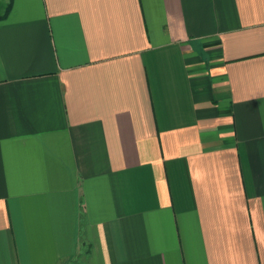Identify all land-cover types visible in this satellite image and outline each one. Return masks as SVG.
<instances>
[{"label":"crops","instance_id":"obj_1","mask_svg":"<svg viewBox=\"0 0 264 264\" xmlns=\"http://www.w3.org/2000/svg\"><path fill=\"white\" fill-rule=\"evenodd\" d=\"M0 264H264V0H12Z\"/></svg>","mask_w":264,"mask_h":264},{"label":"trees","instance_id":"obj_2","mask_svg":"<svg viewBox=\"0 0 264 264\" xmlns=\"http://www.w3.org/2000/svg\"><path fill=\"white\" fill-rule=\"evenodd\" d=\"M1 4H2V6H0V18L4 17L8 13V11L11 8L12 0H9L7 2L6 1L4 2V1L0 0V5ZM3 5H4V7H3Z\"/></svg>","mask_w":264,"mask_h":264},{"label":"rangeland","instance_id":"obj_3","mask_svg":"<svg viewBox=\"0 0 264 264\" xmlns=\"http://www.w3.org/2000/svg\"><path fill=\"white\" fill-rule=\"evenodd\" d=\"M2 1H4L5 2V0H2ZM3 4V3H2ZM2 4L0 5V6H2ZM5 5V4H4ZM4 5H3V7H4Z\"/></svg>","mask_w":264,"mask_h":264}]
</instances>
